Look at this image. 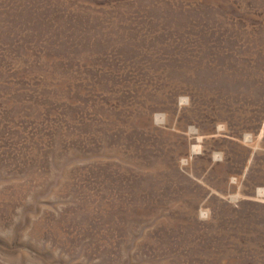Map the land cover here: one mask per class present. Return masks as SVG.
<instances>
[{"label": "rangeland", "instance_id": "rangeland-1", "mask_svg": "<svg viewBox=\"0 0 264 264\" xmlns=\"http://www.w3.org/2000/svg\"><path fill=\"white\" fill-rule=\"evenodd\" d=\"M0 264H264V0H0Z\"/></svg>", "mask_w": 264, "mask_h": 264}]
</instances>
